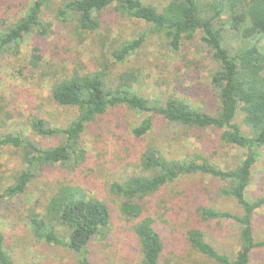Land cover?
Listing matches in <instances>:
<instances>
[{"label": "trees", "instance_id": "1", "mask_svg": "<svg viewBox=\"0 0 264 264\" xmlns=\"http://www.w3.org/2000/svg\"><path fill=\"white\" fill-rule=\"evenodd\" d=\"M56 1L55 16L60 22L72 21L79 31L96 38L104 35L103 13L108 10L148 26L110 51L109 59L115 65H123L139 52L148 36L160 37L166 49L177 54L184 41L199 34L215 65L209 85L218 106L211 114L176 97L164 101L144 97L133 91L137 79L133 72L112 78L104 65L94 69L74 61L71 68L57 64L54 69L51 61H44L40 48L33 47L29 66L41 68L50 82L53 102L75 109L76 115L66 127L50 126L36 116L29 120L33 135L60 140L54 147L42 146L22 130L0 132V152L12 150L20 157L10 169L0 164V203L9 205L29 193L33 183L49 170L60 169L63 177L45 182V190L40 189L27 208L26 221L35 240L65 248L76 264H92L89 247L106 239L111 212L86 184L75 181L78 174L83 177L91 170L82 134L89 124L115 110L150 113L131 130L134 138L142 139L152 130L151 117L156 115L169 124L217 130L222 142L244 150V155L231 168H220L202 156L167 158L155 146L133 158L135 172L111 181L108 191L119 198V213L137 240L138 264H160L172 242L171 234L161 235L164 222H157L159 217L149 211L147 201L176 180L194 175L222 182L219 194L232 199L240 209L236 215L200 206L196 209L200 220H232L238 227V239L237 251L229 257L218 252L199 228L190 227L183 234L188 249L214 264H249L254 252L264 250V239L257 241L253 231V217L264 207V194L247 198L252 169L264 152V0H170L159 9L142 0H34L22 16L0 28V59L6 54L19 55L31 35L49 36L52 23L45 21L42 13ZM44 65L48 72L42 71ZM9 113L0 95V125L7 126ZM238 113L245 131L234 122ZM0 264H16L1 230Z\"/></svg>", "mask_w": 264, "mask_h": 264}, {"label": "rangeland", "instance_id": "2", "mask_svg": "<svg viewBox=\"0 0 264 264\" xmlns=\"http://www.w3.org/2000/svg\"><path fill=\"white\" fill-rule=\"evenodd\" d=\"M34 0H0V28L19 18ZM159 9L170 0H142ZM59 2L44 10L42 18L52 23L49 36L31 35L26 38L20 54L4 55L0 59V95L10 111L7 126L0 125V132L22 130L25 136L44 147H54L58 138L42 139L33 135L29 120L36 116L48 125L66 127L75 117L73 108L57 105L50 96V82L39 70L29 66L30 52L39 47L44 61H51L71 68L74 61L99 69L106 66L112 78L133 72L136 82L133 91L144 97L164 101L170 97L184 100L190 107L215 113L218 103L209 85V76L215 65L211 54L196 34L183 42L177 54H171L158 36H148L142 49L123 65L110 61V51L117 43L131 40L147 29L137 20L120 17L112 10L103 13V36L93 37L79 31L74 22H60L56 18ZM56 63V64H55ZM44 65L42 71H47ZM49 69V68H48ZM150 113H139L121 109L106 114L89 124L82 134V144L88 152L91 170L83 177L93 194L104 200L111 212V223L105 240L92 242L90 248L92 264H138L140 252L136 238L130 233L128 224L120 215V200L108 191L111 181L119 180L135 172L133 158L148 147L155 146L167 158H210L220 168H231L243 158L244 150L220 140V132L213 129H196L169 124L152 115V130L142 139H136L131 130ZM235 123L245 131L240 113ZM20 158L12 150L0 152V164L6 168L16 165ZM93 158V160H92ZM92 162V163H91ZM7 170V169H5ZM10 173V171H7ZM63 177L62 171L49 170L42 180H37L30 192L5 206L0 203V230L5 238L6 249L16 264H76L74 255L65 248L46 244L33 238L26 221L29 204L38 197L45 182L53 183ZM46 183V184H47ZM224 184L203 175L180 178L150 198L147 207L155 217L163 221L160 233L171 234V247H166L160 264H214L188 249L183 234L190 227L199 228L214 248L229 257L237 251L238 227L232 220H200L197 207L204 206L231 214H240L236 203L219 194ZM264 194V152L252 169L247 198L250 200ZM254 237L264 239V207L257 209L253 217ZM249 264H264V250L252 254Z\"/></svg>", "mask_w": 264, "mask_h": 264}]
</instances>
